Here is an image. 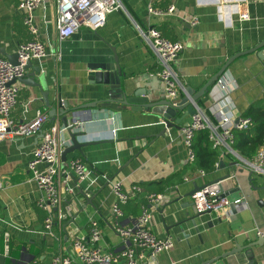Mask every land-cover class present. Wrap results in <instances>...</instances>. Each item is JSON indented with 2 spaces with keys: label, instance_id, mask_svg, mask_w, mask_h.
<instances>
[{
  "label": "crops",
  "instance_id": "1",
  "mask_svg": "<svg viewBox=\"0 0 264 264\" xmlns=\"http://www.w3.org/2000/svg\"><path fill=\"white\" fill-rule=\"evenodd\" d=\"M119 1L123 8L108 13L106 25L97 30L83 26L66 39L60 38L56 27L57 0H45L35 12L47 56L32 60L33 67L27 72L40 68L34 78L48 91L51 106L39 87L23 82L12 116L23 122L44 110L48 116L44 128H48L61 121L59 115L54 121L49 114L61 99L70 108L82 110L85 117L91 110L93 117L84 124L85 134L80 138L85 144L68 154V162L82 157L91 175L82 181L75 174L70 176L68 184L75 193L66 192L56 212L54 230L49 232L45 229L46 212L36 205L40 191L28 168L29 153L43 136L39 133L0 142V264H51L57 253H74L73 240L89 237L93 221L102 233L101 246L121 251L125 243L116 232L112 208L116 200L112 183L117 180L127 190L133 185L142 188L122 205L124 214L118 219L122 224L136 222L142 206H150L149 194L164 196L162 204L153 209L150 226L154 234L171 237L175 245L144 264H264V240L259 241L256 233L264 229V174L244 161L253 157L247 159L232 146H220L218 165L202 175L188 162L181 131L192 116L175 127H166L156 113L131 106L129 94L123 98L119 93L111 95L109 86L92 83L88 77L101 62L115 63L125 73L122 79L135 80L153 97H166L164 82L156 74L159 56L139 36L136 23L145 29L156 26L164 37L185 45L174 62L179 102L188 95V88L192 92L201 89L232 56L264 41V0H156L158 7H176L162 17L149 16L150 0ZM240 3L251 16L247 21L238 16ZM17 7V0H0L1 57L17 53L19 46L32 38ZM192 16L199 17V24L190 23ZM263 50L262 56L251 51L231 61L202 98L206 107L215 105L211 90L217 97L229 93L232 110L244 116L250 105L264 96ZM185 111L180 110L177 116ZM217 180L222 181L229 199L242 196L246 207L231 208L228 216L198 215L200 231H196L191 194L196 185ZM7 232L9 254L5 257ZM253 243L247 249L252 250L251 257L247 250L222 256L237 245Z\"/></svg>",
  "mask_w": 264,
  "mask_h": 264
},
{
  "label": "built area",
  "instance_id": "2",
  "mask_svg": "<svg viewBox=\"0 0 264 264\" xmlns=\"http://www.w3.org/2000/svg\"><path fill=\"white\" fill-rule=\"evenodd\" d=\"M44 1L17 0V8L22 13L23 22L32 38L19 46L17 51L19 65H14L6 57L0 56V142L6 139H22L39 133L43 135L39 145L29 153L28 168L40 191L36 205L46 212L45 229L53 232L57 219L56 212L60 211L66 192L75 193L74 188L68 184L70 176L75 174L82 181L90 178L91 171L82 157L72 159L68 166L64 165L62 152L71 145L70 134L67 128L60 124L44 128L48 120L44 110H37L33 118L23 122L17 121L12 116V110L19 101V93L23 87L19 79L27 72V64L31 60H41L47 56L46 42L41 38V25L35 15V12L45 4ZM155 1L150 0L148 6V14L151 17L170 15L176 9L175 5L168 9L158 7ZM57 2L55 21L61 39L72 36L83 26L97 30L106 25L108 13L123 8L119 0H57ZM243 8L242 3L237 5L238 16L240 20L247 21L251 16L248 10ZM199 22V17H191L192 25H197ZM136 28L139 36L159 56L160 67L156 74L164 82L165 94L173 100L178 99L179 77L174 68V62L184 50V43L164 37L156 26L145 29L136 23ZM14 79L16 82L11 83ZM213 92L214 90H211L210 97L215 105L208 107L207 110L202 108L198 110L191 122L181 128L186 150H188V162L192 166H197L194 138L198 131L210 130V139L214 146H232L233 129L247 130L251 124V119L237 116L232 110L229 93H222L217 97ZM244 161L253 171L264 174V147L258 150L251 161ZM199 172L202 175L206 174L202 168H199ZM112 189L116 197L112 206L116 219V232L124 241L125 247L121 251H113L101 246L102 233L98 222L93 221L89 237H77L73 240L74 253H57L53 256L51 264H144L145 260L155 258L159 252L174 247L171 237L157 236L150 226L153 209H157L164 200L162 193L149 194L150 206H142L136 222L122 224L118 221L124 214L122 205L127 204L139 194L142 188L140 185H133L130 190H127L124 189L123 182L117 180L112 183ZM192 200L198 212L216 213L219 216H228L233 205L238 209L246 207L242 196L231 200L225 195L221 180L203 185L192 195ZM256 233L259 238H264V229H257ZM5 239V257H7L9 254L8 232Z\"/></svg>",
  "mask_w": 264,
  "mask_h": 264
},
{
  "label": "water",
  "instance_id": "3",
  "mask_svg": "<svg viewBox=\"0 0 264 264\" xmlns=\"http://www.w3.org/2000/svg\"><path fill=\"white\" fill-rule=\"evenodd\" d=\"M261 49H264V41L255 46L254 48L248 49V51L239 52L237 53V55L232 56L230 60H228L227 63L221 68V70L217 72L216 75L212 77L205 85H203L201 89L196 92H192L188 88V95L179 102H177L175 99L173 100L169 98L168 96L153 97L152 94H149L146 89L138 87L137 82L135 80L122 79V76L126 77L125 73L120 72V69L115 63L101 62L98 68H95L92 72H90L88 77L92 83L109 86L111 95L116 96L114 93H119V96L123 98V94H129L130 97L127 100L129 104H131V106H133L134 108L138 107V109L146 108L152 113H156L161 119H163L166 127H175L176 125L184 121L187 116L190 115L193 117V115L196 114L198 110H201V103L203 102L202 98L205 96L206 92L211 87V84L214 81H217L221 75H223V72L227 69L231 61H233L236 57L245 55L246 53L251 51H258V54L262 56L261 53L263 52L261 51ZM18 57V53L7 55V59L10 60L14 65H19ZM32 67L33 61L31 60L27 64L26 68L29 69ZM40 71L41 70L39 67H35L34 72L25 73L22 78L19 79V81H21L22 83L24 82L26 84H29L31 86L39 87L43 93V97H45L47 106H51V102L49 101L48 97V91H43V86L41 85V83L37 82L34 78L35 72L39 73ZM13 82H16V79H14L11 83ZM184 109H186L185 113L182 116L178 117L177 115L179 114V111ZM49 114L53 117L54 121L59 115L61 120L59 124L66 127L68 134H70L71 145L65 148L62 152V159L64 161V165L68 166V154L74 150H81V147L85 144L83 142H80V138L85 134L84 124L86 122H89L90 119H92L93 114H91L90 110L88 111L87 116L85 117L82 113V110H79V108L75 107L70 108L68 102L62 101V99L59 100L57 107H52ZM200 188H202V186L196 185V189L194 190V192H192L191 195H193L195 191ZM88 202L91 203L92 200L88 199ZM192 206H194L193 203ZM234 207L235 205H233L231 208L233 209ZM194 210L196 212L195 216L193 217L195 230L200 231V227L199 225H197L196 217H198V215L209 212H198L195 206ZM262 240H264V238H259V241ZM255 243L250 244L248 246L237 245L236 247H234L233 250L222 256L226 257L228 255H234V253H239L244 250L251 249ZM251 253L252 250H247L246 254H249L251 257ZM249 255L247 256L249 257ZM246 264L251 263L248 262Z\"/></svg>",
  "mask_w": 264,
  "mask_h": 264
},
{
  "label": "trees",
  "instance_id": "4",
  "mask_svg": "<svg viewBox=\"0 0 264 264\" xmlns=\"http://www.w3.org/2000/svg\"><path fill=\"white\" fill-rule=\"evenodd\" d=\"M201 105L206 110L208 109L204 102ZM244 117L251 119L250 127L247 130L233 129L232 148L236 149L243 157L251 159L259 149L264 147V96L250 105ZM213 119L216 121L215 117ZM210 135V130L206 129L198 131L194 138L196 165L207 172L215 169V164L221 157L220 149L214 146Z\"/></svg>",
  "mask_w": 264,
  "mask_h": 264
},
{
  "label": "rangeland",
  "instance_id": "5",
  "mask_svg": "<svg viewBox=\"0 0 264 264\" xmlns=\"http://www.w3.org/2000/svg\"><path fill=\"white\" fill-rule=\"evenodd\" d=\"M2 244H3V240L0 241V246H2ZM0 249H1V248H0ZM0 252H2V249H1Z\"/></svg>",
  "mask_w": 264,
  "mask_h": 264
}]
</instances>
